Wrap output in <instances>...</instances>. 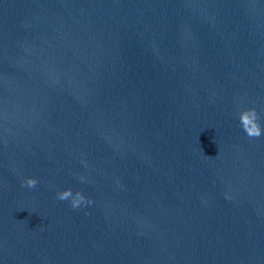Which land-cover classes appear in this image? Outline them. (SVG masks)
I'll return each mask as SVG.
<instances>
[{"label":"water","instance_id":"obj_1","mask_svg":"<svg viewBox=\"0 0 264 264\" xmlns=\"http://www.w3.org/2000/svg\"><path fill=\"white\" fill-rule=\"evenodd\" d=\"M245 108L264 0H0V264H264Z\"/></svg>","mask_w":264,"mask_h":264},{"label":"clouds","instance_id":"obj_2","mask_svg":"<svg viewBox=\"0 0 264 264\" xmlns=\"http://www.w3.org/2000/svg\"><path fill=\"white\" fill-rule=\"evenodd\" d=\"M238 119L243 131L249 137H260L262 133H264V129H262L259 122V114L255 108H245L240 110L238 113ZM81 180L83 181V178H81ZM37 183L38 181L34 177H28L23 182L24 186L28 188H35ZM56 196L58 200H70L71 207L73 209L79 208L82 203H92V201L87 199L81 191H76L73 193L72 189L59 191L57 192Z\"/></svg>","mask_w":264,"mask_h":264}]
</instances>
